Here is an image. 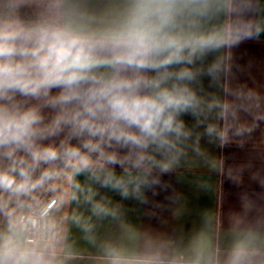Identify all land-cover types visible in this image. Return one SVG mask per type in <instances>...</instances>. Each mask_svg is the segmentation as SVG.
Returning <instances> with one entry per match:
<instances>
[{"label":"crops","instance_id":"obj_1","mask_svg":"<svg viewBox=\"0 0 264 264\" xmlns=\"http://www.w3.org/2000/svg\"><path fill=\"white\" fill-rule=\"evenodd\" d=\"M59 7L95 64L33 94L40 42L55 33L13 34L0 51L12 84L0 115L39 119L0 158L34 164L33 152L59 153L73 136L119 169L60 173L56 244L27 245L0 223L7 264H264V0H58L54 19L33 14L57 21ZM110 81L127 87L90 98ZM123 96L159 109L150 130L112 106ZM4 193L15 215L38 205Z\"/></svg>","mask_w":264,"mask_h":264},{"label":"clouds","instance_id":"obj_2","mask_svg":"<svg viewBox=\"0 0 264 264\" xmlns=\"http://www.w3.org/2000/svg\"><path fill=\"white\" fill-rule=\"evenodd\" d=\"M39 54L41 57L37 65L39 80L35 82V86L31 89L33 94L42 86H49L52 84H65L71 86L79 81H83L86 79L85 70L95 64V61L92 59V56L81 40L76 37L58 33L52 34L41 40ZM118 59H126L128 63L133 62L131 57ZM138 63L142 65L143 61H139ZM8 75L9 74L5 70H0V88L12 86V84L6 80ZM18 75H28L27 70ZM124 87H127L126 82L110 81L100 89L93 91L90 94V98L94 99L96 96H108L114 90ZM21 90L28 91V86L26 84L22 85ZM74 94L75 93L66 94L62 99H71ZM112 106L118 109L122 118L129 120V122L136 124L142 123V127L145 130L151 129L153 122L158 118L159 114V109L153 112L152 110L155 108V105L151 104L147 98L143 97L123 96L116 100ZM38 119V116L32 114L24 118L23 124H9L5 122L3 115H0V144L20 141L22 134H27L28 127ZM77 154L78 152L76 149L69 148L65 150L64 155L70 158L75 157ZM32 156L34 161L33 167L41 162L48 164L59 159L57 151L52 148L35 151L32 153ZM70 162V160H66V163ZM50 175V171L45 170L41 174L40 179L31 184V187H35L36 184L42 183L44 179L50 178ZM20 176L23 177L24 180L16 184L12 177L0 172V188L11 190L16 193H27L29 190L30 173L26 169H21ZM0 264H7L5 255L2 252H0Z\"/></svg>","mask_w":264,"mask_h":264},{"label":"trees","instance_id":"obj_3","mask_svg":"<svg viewBox=\"0 0 264 264\" xmlns=\"http://www.w3.org/2000/svg\"><path fill=\"white\" fill-rule=\"evenodd\" d=\"M20 19L24 24V30L15 35L13 38L18 37L21 34H24L29 31H49L52 33L63 34L66 36L70 35V32L65 28L63 19H62V9L59 7V15L57 21L50 20H41L35 16L29 10H24ZM76 149L78 154L75 157H65L66 149ZM59 159L56 161L50 162L48 164L40 163L33 167L34 164H25L21 162L18 157L13 153H8L6 156L0 158V168L4 164H11V169L8 170V175L12 177L16 184L21 183L23 177L20 176V170L26 169L29 172L33 170H39L41 168L47 167L51 171L50 178L44 179L42 183L36 184L35 187H31V184L35 181H29V190L28 194L35 196H42L48 189L49 184L56 181V175L61 170H71V169H96V170H116L118 167L104 162L93 150L92 144L90 143H81L76 140L73 136L70 137L69 143L58 153ZM66 160H70V163H66ZM86 161V163H85ZM54 164L53 166H49ZM50 167V168H49ZM11 190L4 189V198ZM14 192V191H12ZM0 223L6 224L11 227L19 228L15 225V213L9 204L6 202L3 207L0 208Z\"/></svg>","mask_w":264,"mask_h":264},{"label":"rangeland","instance_id":"obj_4","mask_svg":"<svg viewBox=\"0 0 264 264\" xmlns=\"http://www.w3.org/2000/svg\"><path fill=\"white\" fill-rule=\"evenodd\" d=\"M30 8H31V12L34 14H36L35 13L36 10L42 8V12L44 11L42 13L43 14L42 16H45L49 19L51 18L54 19L55 15L57 14L58 0H0V51L5 46L4 44H6L7 40L18 30L24 27V24L20 19V15L24 10L26 9L29 10ZM53 165L54 164H51L49 166L51 167ZM11 167H12L11 164H4L3 166H1L0 172L8 175V170L11 169ZM45 170H49V169L47 167H44L39 170H33L29 172L30 173L29 181H35L37 178L41 177V174ZM61 172L62 171L60 170L57 173L55 177L56 181L57 179H59ZM20 181H23L22 178ZM55 182L49 184L47 190H50V187H52V185H54ZM7 195L5 197L6 199L12 201V199L14 198L15 201L18 200L19 204L23 203L24 201L26 204H32L33 199L36 197H38L37 202L39 203V197H40V196L35 197V195L29 196L28 193L27 194L26 193L20 194L16 192L12 193V191H10V194L8 196ZM16 208L19 209L20 207L17 206ZM20 211H18L17 214L15 215V219Z\"/></svg>","mask_w":264,"mask_h":264},{"label":"built area","instance_id":"obj_5","mask_svg":"<svg viewBox=\"0 0 264 264\" xmlns=\"http://www.w3.org/2000/svg\"><path fill=\"white\" fill-rule=\"evenodd\" d=\"M58 204V198L47 190L39 197L37 206L18 213L15 225L25 233L27 245H50L58 242L60 221L55 212Z\"/></svg>","mask_w":264,"mask_h":264}]
</instances>
